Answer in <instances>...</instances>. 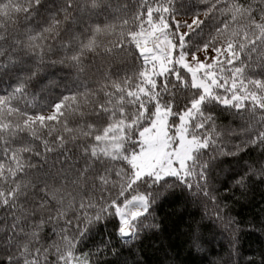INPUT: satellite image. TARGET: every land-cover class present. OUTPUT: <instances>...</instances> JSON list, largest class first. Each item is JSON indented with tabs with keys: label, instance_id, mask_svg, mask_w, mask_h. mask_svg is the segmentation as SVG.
<instances>
[{
	"label": "snow or ice",
	"instance_id": "snow-or-ice-1",
	"mask_svg": "<svg viewBox=\"0 0 264 264\" xmlns=\"http://www.w3.org/2000/svg\"><path fill=\"white\" fill-rule=\"evenodd\" d=\"M209 252L264 264V0H0V264Z\"/></svg>",
	"mask_w": 264,
	"mask_h": 264
},
{
	"label": "trees",
	"instance_id": "trees-1",
	"mask_svg": "<svg viewBox=\"0 0 264 264\" xmlns=\"http://www.w3.org/2000/svg\"><path fill=\"white\" fill-rule=\"evenodd\" d=\"M256 195H257V198H259V192L258 191H257ZM236 207H237V209L239 208V206H236ZM245 211H247V210H245ZM174 243L179 244V241L175 240ZM214 255H215L214 253L209 252L207 254V257H208L207 260H204L202 262L198 261V264H210V261L213 259Z\"/></svg>",
	"mask_w": 264,
	"mask_h": 264
}]
</instances>
